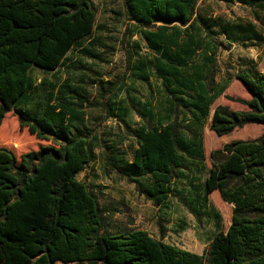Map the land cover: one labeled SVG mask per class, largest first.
Here are the masks:
<instances>
[{"label":"trees","instance_id":"obj_1","mask_svg":"<svg viewBox=\"0 0 264 264\" xmlns=\"http://www.w3.org/2000/svg\"><path fill=\"white\" fill-rule=\"evenodd\" d=\"M199 2L126 0L141 26L130 38L139 36L159 56L142 63L139 80L150 86L152 72L174 106L203 120L233 77L216 81V49L192 34L200 21ZM97 16L93 0H0V128L15 110L22 129L50 143L24 154L21 161L0 147V264H264V131L256 139L234 140L212 151L202 190L191 185L196 203L218 191L225 203L234 205L231 226L205 254L157 240L145 230H106L99 198L78 179L95 157L93 133L74 132L65 124L73 106L64 97L78 99L81 106L84 99L69 88L57 95L42 93L43 88L34 92L31 77L34 68L58 71L69 52L95 32ZM223 28L231 42H264L253 24ZM133 47L139 51L140 42ZM235 77L250 99H231L244 110L226 105L215 109L211 129L219 137L248 125L264 127V72L244 66ZM134 93L128 94V106L106 102L107 118L115 119L119 133L138 144L132 161L122 150L108 156V173L134 184L141 197L159 207L172 195L175 173L188 168L184 157L202 161L204 154L201 145L183 135L186 127L177 120L153 123L151 105L143 102L142 93ZM58 94L61 107L56 108L52 102ZM191 209L195 212V205Z\"/></svg>","mask_w":264,"mask_h":264},{"label":"rangeland","instance_id":"obj_2","mask_svg":"<svg viewBox=\"0 0 264 264\" xmlns=\"http://www.w3.org/2000/svg\"><path fill=\"white\" fill-rule=\"evenodd\" d=\"M93 1L98 8L95 32L69 52L58 71L34 68L31 71L34 92L43 88L45 91L42 93L52 91L57 95L61 89L69 88V91L83 97L82 106L78 99L64 97L73 106L71 112H66L65 124L74 132L81 130L93 133L91 140L95 157L78 179L85 182L99 198L107 231L145 230L157 240L203 255L220 233L228 231L232 224L233 206L225 203L219 192L212 193L208 201L196 203L191 185H195L198 191L202 190L206 169L211 167L212 151L223 148L235 139H256L264 131L263 126L248 125L229 136L219 137L211 129L212 117L218 106L226 105L233 110L246 109L240 102L231 100L250 99L248 91L235 76L241 67V55H257V48L253 45L241 43L231 46L223 27L237 22V19L249 21L250 18L257 20L263 17L264 2L245 0L247 5H241L242 0H200L197 8L200 21L192 34L210 41L216 49V81L222 83L227 76L233 79L226 92L210 105L208 117L196 120L183 107L174 106L176 104L171 102L162 81L152 72L149 73L150 86L139 80L142 63L159 56L139 36L130 38V34L139 32L141 26L133 20L126 0ZM134 41L140 42L139 51L133 47ZM260 48L264 50V46ZM196 62L199 59L192 63ZM80 67L84 69L75 70ZM190 71L189 66L185 68L186 74ZM112 88L115 90L111 93ZM134 90L142 93L144 103L151 105L156 114L153 123L161 125L177 120L178 124L186 127L182 130L183 135L201 145L204 154L202 161L184 157L188 168L175 173V181L170 185L172 195L159 207L141 197L134 184L115 173H108V156L122 150L126 152L127 159L132 161L138 144L135 139L119 133L115 119L107 118L106 102L109 100L116 106H128V94H135ZM104 94H108L105 99ZM59 95L52 102L56 108L61 107ZM191 95L197 96L198 93L192 92ZM131 117L134 121H140L135 113ZM49 144L38 140L27 128L22 129L15 110L7 114L0 128V147L13 151L19 161L24 154L38 151ZM187 201L195 205V212Z\"/></svg>","mask_w":264,"mask_h":264},{"label":"crops","instance_id":"obj_3","mask_svg":"<svg viewBox=\"0 0 264 264\" xmlns=\"http://www.w3.org/2000/svg\"><path fill=\"white\" fill-rule=\"evenodd\" d=\"M241 5H245L243 3H240ZM237 22L234 23H240V24H253L256 26V30L263 33L264 35V15L263 17H259V19L257 20H253L252 18L249 19V21H243V20H236ZM263 31V32H262ZM229 41V40H228ZM250 42H252L253 44H249ZM229 43L231 44V46H238L241 43L243 44H247V45H253L252 47L257 48L256 53L257 55H253L252 53H246L245 55H241V61L239 62L241 67H239V70L244 67V66H249V67H255L257 70H259L260 72H264V50L260 47L264 46V42H256V41H241V42H231L229 41ZM260 45V46H258ZM239 70L237 71V73L239 72ZM235 140H243V139H235ZM218 192V191H215ZM213 192V193H215Z\"/></svg>","mask_w":264,"mask_h":264},{"label":"water","instance_id":"obj_4","mask_svg":"<svg viewBox=\"0 0 264 264\" xmlns=\"http://www.w3.org/2000/svg\"><path fill=\"white\" fill-rule=\"evenodd\" d=\"M234 207V205H232Z\"/></svg>","mask_w":264,"mask_h":264}]
</instances>
